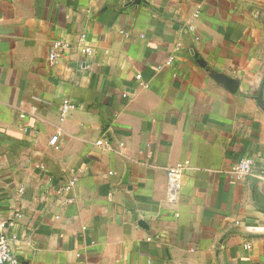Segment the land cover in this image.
Masks as SVG:
<instances>
[{
	"label": "crops",
	"instance_id": "0c3cea01",
	"mask_svg": "<svg viewBox=\"0 0 264 264\" xmlns=\"http://www.w3.org/2000/svg\"><path fill=\"white\" fill-rule=\"evenodd\" d=\"M0 220L18 264H264V0H0Z\"/></svg>",
	"mask_w": 264,
	"mask_h": 264
},
{
	"label": "built area",
	"instance_id": "2783aa9c",
	"mask_svg": "<svg viewBox=\"0 0 264 264\" xmlns=\"http://www.w3.org/2000/svg\"><path fill=\"white\" fill-rule=\"evenodd\" d=\"M68 50V45L59 41L53 42L51 45V52L48 57V62L54 64L62 55L63 52ZM160 69V68H158ZM73 108L72 104L68 100H63L59 108L60 118H64L68 115ZM58 141V136H52L50 139V145L55 146ZM101 145V142H97ZM184 166L176 165L168 168L166 176L170 185L178 187V180L182 174ZM229 175L236 181H242L249 177H253V164L249 159H243L233 165L229 170ZM13 237L7 235L3 230V223L0 220V264H18L11 252L10 242Z\"/></svg>",
	"mask_w": 264,
	"mask_h": 264
}]
</instances>
